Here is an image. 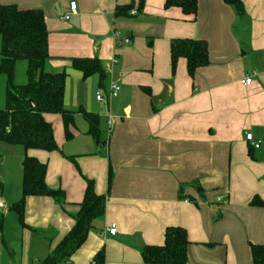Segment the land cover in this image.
Returning a JSON list of instances; mask_svg holds the SVG:
<instances>
[{
    "label": "crops",
    "instance_id": "crops-1",
    "mask_svg": "<svg viewBox=\"0 0 264 264\" xmlns=\"http://www.w3.org/2000/svg\"><path fill=\"white\" fill-rule=\"evenodd\" d=\"M70 1L0 0L42 10L49 69L65 71L63 103L74 111L69 139L61 115L44 114L56 150L0 140L10 145L0 153V264L46 257L73 226L86 179L105 196L104 213L59 264H90L101 249L104 264H151L140 249L162 244L168 226L186 230V264H251L250 244L264 242V205L250 204L254 196L264 201V0H241L242 13L224 0H197L195 14L165 0H145L141 9L138 0H73L69 13ZM176 38L207 43L208 63L193 75L182 56L172 71ZM74 57H97L104 84L98 74L84 78ZM82 110L98 116V143ZM246 133L261 141L258 148ZM24 156L46 164V184L65 199L27 196L22 224L11 205L22 196ZM111 223L114 235L106 232Z\"/></svg>",
    "mask_w": 264,
    "mask_h": 264
},
{
    "label": "trees",
    "instance_id": "trees-1",
    "mask_svg": "<svg viewBox=\"0 0 264 264\" xmlns=\"http://www.w3.org/2000/svg\"><path fill=\"white\" fill-rule=\"evenodd\" d=\"M238 13L244 11L241 0H224ZM145 0H138L141 9ZM165 7L178 6L185 14H195L197 0H165ZM131 5L117 7L118 12L128 11ZM138 9H136L138 11ZM171 68L182 56L186 59L187 71L193 75L195 70L208 63L207 43L192 38H176L170 43ZM51 55L48 51V31L44 14L38 8H20L16 4L0 3V75L5 77L4 106L0 107V140L17 143L25 149L35 148L47 151L58 149L53 127L45 113L61 115L65 137L72 136L70 125L74 111L66 109L63 103L65 71L49 69ZM19 60L26 63L23 83L15 82V68ZM72 66L81 71L84 78L98 74L104 84L106 72L97 57L72 58ZM32 103V105H31ZM89 123L88 132L95 142L100 141L98 116L82 110ZM22 196L11 205L19 220L23 221L25 198L29 195H45L57 202H64L61 189L50 188L45 182L46 164L34 157L24 156L22 161ZM3 184L0 182V194ZM250 204L264 205V201L254 196ZM105 196L97 194L93 181L86 179V186L79 209L74 214V224L57 242L48 255L37 264H59L67 260L81 246L92 228L95 218L103 215ZM3 213L0 211V227ZM188 240L186 230L180 226H168L164 230V241L159 245H143L140 249L142 259L151 264H186L188 259ZM251 264H264V242L250 244ZM104 252L99 250L90 264H104Z\"/></svg>",
    "mask_w": 264,
    "mask_h": 264
},
{
    "label": "built area",
    "instance_id": "built-area-1",
    "mask_svg": "<svg viewBox=\"0 0 264 264\" xmlns=\"http://www.w3.org/2000/svg\"><path fill=\"white\" fill-rule=\"evenodd\" d=\"M75 7H76V4H75V1H70L69 3V13H73L75 12ZM138 11L136 9H133L130 11V14L131 15H134L136 14ZM69 13H66L64 15V19H67L69 18ZM245 83H250L251 82V77H246L245 80H244ZM119 90V86L117 84H114L112 83L109 87V95L110 96H116L117 95V92ZM96 99L100 102L102 101H105V95L102 93V92H98L97 95H96ZM113 122V116L108 112L107 114V124L110 126ZM246 137V140L248 141V143L253 147V148H258L261 144V141L260 140H254L253 136L251 133H246L245 135ZM5 206L4 202H2L0 200V209L3 208ZM106 232H108L109 234L111 235H114L116 234L117 232V227H116V224L115 223H111L109 226L106 227ZM39 261H37L38 263Z\"/></svg>",
    "mask_w": 264,
    "mask_h": 264
},
{
    "label": "rangeland",
    "instance_id": "rangeland-1",
    "mask_svg": "<svg viewBox=\"0 0 264 264\" xmlns=\"http://www.w3.org/2000/svg\"><path fill=\"white\" fill-rule=\"evenodd\" d=\"M25 67L26 63L24 60H19L16 63V68H15V82L16 83H23L26 80L25 76ZM4 77L3 75H0V106L3 104L4 100ZM10 145L0 142V153L2 154H9V151H6L7 148H9Z\"/></svg>",
    "mask_w": 264,
    "mask_h": 264
},
{
    "label": "water",
    "instance_id": "water-1",
    "mask_svg": "<svg viewBox=\"0 0 264 264\" xmlns=\"http://www.w3.org/2000/svg\"><path fill=\"white\" fill-rule=\"evenodd\" d=\"M31 105H32V103H31Z\"/></svg>",
    "mask_w": 264,
    "mask_h": 264
}]
</instances>
